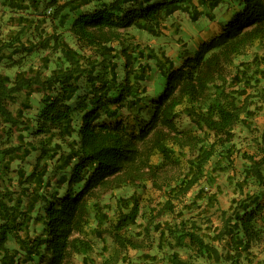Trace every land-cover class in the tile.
<instances>
[{"label":"trees","instance_id":"obj_1","mask_svg":"<svg viewBox=\"0 0 264 264\" xmlns=\"http://www.w3.org/2000/svg\"><path fill=\"white\" fill-rule=\"evenodd\" d=\"M178 10L218 30L178 64L133 41L129 28L159 36ZM0 66L16 68L0 72V264H155L158 252L192 264L184 243L214 262L251 259L264 239V133L238 154L240 196L219 225L183 213L216 199L217 163L264 109V0H0ZM248 178L257 190L244 191ZM128 186L161 198L117 194Z\"/></svg>","mask_w":264,"mask_h":264},{"label":"rangeland","instance_id":"obj_2","mask_svg":"<svg viewBox=\"0 0 264 264\" xmlns=\"http://www.w3.org/2000/svg\"><path fill=\"white\" fill-rule=\"evenodd\" d=\"M217 30L218 27L213 22H206L203 18L193 22L185 12L178 10L163 21V27L161 30L162 32L159 36H153L142 30H136L134 28H129L128 32L133 34V41L139 43L140 47L144 48V51L153 49L158 53L163 52L170 56L175 61V63L178 64L181 60L178 55L182 54L184 57L185 55L192 54L201 39L207 38L210 36V34L216 32ZM255 50L260 51L261 48L257 46V44H254V46L249 48L243 55L236 56L233 59V64L231 67H229V69L232 72L235 71L234 65L240 60H248ZM38 58V55H33L26 62V66L28 64L34 66L37 65L39 62ZM15 70L16 68L5 69L4 67L0 66V72L8 73L10 76L14 74ZM157 76V73L152 69L150 78L147 80L148 89L153 87L155 78ZM178 123L181 127H185L187 129L190 128V124L186 121L185 116L180 112L178 113ZM263 131L264 109H261L255 113L252 120V125L249 130L247 132L242 131L239 136L234 138L232 160L228 161L227 159H222L217 163L216 168L219 170H217L218 173L215 178V183L212 186V190L216 192V199L206 201L205 199L194 198L193 202L191 203V207L189 210L184 211L183 216L191 215L192 219L202 222V224L206 225L208 228L219 225L218 216L220 209H226L231 198L234 196H240L237 195L235 182L242 180L241 178L243 175V170L247 166L248 161L238 154L243 151L248 153L252 152L255 149V142L257 138L261 137V135L264 133ZM30 158L33 159V155H30L28 160H31ZM154 158H157V155H155ZM215 160L216 157L213 158L212 161L214 162ZM30 166V163L25 164L26 170L30 169ZM247 180L248 181L243 184L244 191H253L258 189L255 184H252L253 181L250 178ZM194 191L195 190L190 191L186 195L187 200L193 198ZM130 193L137 194L142 198L145 196H151L155 200L161 198L158 192H154L150 189L143 190L133 186H128L117 190V194L119 195H127ZM241 196H243V194H241ZM32 227L35 228L34 230L36 232L42 230L39 221H34V225ZM133 230H135L134 227L129 228V231ZM103 243H105V246L108 250L113 248V243L109 236L105 237ZM103 243L99 240H96L94 244L90 257L95 261H99L101 259L100 248ZM176 249L182 258H187L192 264H235L230 259L214 262L212 259H208L206 257L192 256V248L188 247L186 243L182 244ZM252 250L253 253L249 261H246L244 257H240V263L237 264H264V239L260 241L257 246H254ZM152 251H156V249L153 248ZM129 254L131 258L134 259L136 255L135 251L129 250ZM74 264H82L81 258L76 257L74 259ZM155 264H166L161 252H158V258L156 259Z\"/></svg>","mask_w":264,"mask_h":264}]
</instances>
